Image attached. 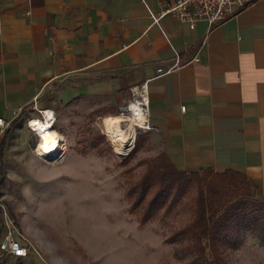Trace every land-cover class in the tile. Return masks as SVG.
Wrapping results in <instances>:
<instances>
[{"label":"crops","instance_id":"crops-1","mask_svg":"<svg viewBox=\"0 0 264 264\" xmlns=\"http://www.w3.org/2000/svg\"><path fill=\"white\" fill-rule=\"evenodd\" d=\"M169 2L0 0V116L51 110L67 143L94 107L116 112L146 82L174 166L239 171L264 202V0L216 26L152 25Z\"/></svg>","mask_w":264,"mask_h":264},{"label":"rangeland","instance_id":"rangeland-1","mask_svg":"<svg viewBox=\"0 0 264 264\" xmlns=\"http://www.w3.org/2000/svg\"><path fill=\"white\" fill-rule=\"evenodd\" d=\"M117 113L94 107L66 138V158L51 161L37 156V139L20 120L5 150L0 203L34 248L19 260L0 251V264H182L166 239L192 220L195 187L169 215L140 225L130 211L129 182L163 151L147 131L119 155L105 128L106 116ZM3 225L0 208V236ZM235 235L239 244L226 248L228 264H264V235L245 229Z\"/></svg>","mask_w":264,"mask_h":264},{"label":"trees","instance_id":"trees-1","mask_svg":"<svg viewBox=\"0 0 264 264\" xmlns=\"http://www.w3.org/2000/svg\"><path fill=\"white\" fill-rule=\"evenodd\" d=\"M21 119L12 121L0 139V172L8 139ZM193 187L192 220L166 239L174 245V257L182 264H228L226 248L239 244L237 231L264 235V202L257 199L245 174L211 168L188 173L178 170L165 153L149 162L137 180H130V211L145 225L161 212L169 215Z\"/></svg>","mask_w":264,"mask_h":264},{"label":"built area","instance_id":"built-area-1","mask_svg":"<svg viewBox=\"0 0 264 264\" xmlns=\"http://www.w3.org/2000/svg\"><path fill=\"white\" fill-rule=\"evenodd\" d=\"M254 1L255 0H170L160 14L156 15L150 12V17L152 19V25L158 24L163 17L171 15L182 21L189 22L192 27L198 21H205L210 26H216L234 17ZM173 68L174 67H170L167 70L159 68L157 69V74L168 73L172 71ZM135 101L141 104L144 121L141 123L137 121L133 125L135 133L134 141L138 132H147L154 129L150 123V97L148 84L146 82L134 87L131 90L130 99L125 100L118 106L117 115L123 116L124 121L122 127L124 129H129L132 125L130 116L134 113L130 107L131 103ZM183 109H185V107H183ZM34 111L35 113L31 114V116L26 119V125L37 139L34 148V150H36V146L40 141V133H38L33 124L36 121L47 122L49 119L51 121V127L49 129L56 131V117L53 111L38 109L36 105L34 106ZM47 113H51V116L47 115ZM15 116L18 118L20 114L15 113ZM11 122L12 121L6 120L0 116V134H3L4 131L9 128ZM0 208L4 221L3 231L0 236V251L16 259L27 258L34 248L32 243L21 231L15 219L9 215L7 208L2 203H0Z\"/></svg>","mask_w":264,"mask_h":264},{"label":"bare ground","instance_id":"bare-ground-1","mask_svg":"<svg viewBox=\"0 0 264 264\" xmlns=\"http://www.w3.org/2000/svg\"><path fill=\"white\" fill-rule=\"evenodd\" d=\"M130 109L134 114L130 116L132 125L129 129L122 127L124 119L121 115H108L105 118L108 139L121 156L127 155L132 149L135 138L133 125L137 121H140V123L144 121L141 104L138 101L132 102ZM47 115L51 116V113H47ZM50 123L51 121L48 119L47 122L36 121L33 124L38 133H40V141L36 146L35 152L37 156L46 161H51L66 151L64 138L57 131L49 129L51 127Z\"/></svg>","mask_w":264,"mask_h":264}]
</instances>
